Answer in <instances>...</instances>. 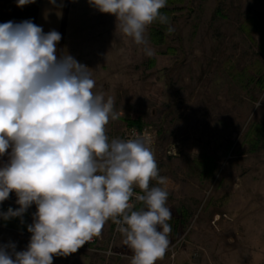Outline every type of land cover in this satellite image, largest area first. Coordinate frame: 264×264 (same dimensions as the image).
Segmentation results:
<instances>
[{
    "label": "rangeland",
    "instance_id": "rangeland-1",
    "mask_svg": "<svg viewBox=\"0 0 264 264\" xmlns=\"http://www.w3.org/2000/svg\"><path fill=\"white\" fill-rule=\"evenodd\" d=\"M160 11L174 32L148 27L152 57L98 10L70 51L89 68L93 91L114 100L109 142L131 121L156 133L166 182L149 187L168 192L172 214L169 248L156 264H264V0H167ZM133 192V210L144 208L135 198L142 190ZM0 233V245L16 251L30 241ZM95 237L98 245L53 264H130L132 250L111 219Z\"/></svg>",
    "mask_w": 264,
    "mask_h": 264
},
{
    "label": "clouds",
    "instance_id": "clouds-1",
    "mask_svg": "<svg viewBox=\"0 0 264 264\" xmlns=\"http://www.w3.org/2000/svg\"><path fill=\"white\" fill-rule=\"evenodd\" d=\"M36 0H17V7ZM56 5V0H50ZM101 13L116 18V28L146 56L147 29L169 25L160 10L167 0H89ZM61 34L45 33L25 20L0 23V203L15 192V210L0 212L8 221L21 218L35 204L30 241L23 251L15 243L0 245V264H53L99 236L108 220L118 225L133 255L130 264H156L169 248L171 211L168 192L149 187L164 184L150 142L106 135L115 120L114 100L95 93L89 68L71 55H57ZM261 102H257L259 108ZM144 205L133 210V187Z\"/></svg>",
    "mask_w": 264,
    "mask_h": 264
},
{
    "label": "crops",
    "instance_id": "crops-1",
    "mask_svg": "<svg viewBox=\"0 0 264 264\" xmlns=\"http://www.w3.org/2000/svg\"><path fill=\"white\" fill-rule=\"evenodd\" d=\"M95 8L89 4V0H56V5L50 0H36L35 3L17 7V0H0V23L13 21L20 23L25 20H32L41 26L45 33L56 30L61 34V40L57 44V55H71L70 51L82 42L88 32H90ZM122 111V110H121ZM7 155L0 157V166L7 162ZM15 192L10 193L7 200L0 203L4 212L9 207L14 210L19 207L16 204ZM36 211L33 204L21 218H12L7 221L8 228H27L32 221V214ZM24 227V228H23ZM3 234L0 233V239Z\"/></svg>",
    "mask_w": 264,
    "mask_h": 264
},
{
    "label": "built area",
    "instance_id": "built-area-1",
    "mask_svg": "<svg viewBox=\"0 0 264 264\" xmlns=\"http://www.w3.org/2000/svg\"><path fill=\"white\" fill-rule=\"evenodd\" d=\"M135 136H140L143 137L145 140L150 142V147L154 152L155 155V159L157 162L158 159V150H157V142H156V133L153 131V129L151 127H141V128H136L133 126H126L125 129L121 132L120 134V139L121 140H127L130 138H134ZM130 202L133 204L134 206V202L133 200H130ZM0 212H4L3 209L0 207ZM3 218H0V229H9V230H13L18 232L19 234H22L24 236L30 237L31 233H29L28 231L22 230V229H13V228H8L5 227L2 224ZM100 238L99 237H93L90 241H88L87 243H85V246H83L81 249L85 250V249H89L90 246H95L98 245ZM92 251H95L93 248L90 249ZM109 256H120V254H115V252L111 251V249L109 248L108 251L106 252Z\"/></svg>",
    "mask_w": 264,
    "mask_h": 264
},
{
    "label": "trees",
    "instance_id": "trees-1",
    "mask_svg": "<svg viewBox=\"0 0 264 264\" xmlns=\"http://www.w3.org/2000/svg\"><path fill=\"white\" fill-rule=\"evenodd\" d=\"M172 1V0H171ZM129 125L130 126H133V127H136V128H141V125H140V123L139 122H136V121H131V122H129ZM138 209V208H137ZM2 224H4L5 226H8L7 225V221H2ZM16 229H20V227L19 226H16L15 227Z\"/></svg>",
    "mask_w": 264,
    "mask_h": 264
},
{
    "label": "bare ground",
    "instance_id": "bare-ground-1",
    "mask_svg": "<svg viewBox=\"0 0 264 264\" xmlns=\"http://www.w3.org/2000/svg\"><path fill=\"white\" fill-rule=\"evenodd\" d=\"M217 219H218V217L215 220H217Z\"/></svg>",
    "mask_w": 264,
    "mask_h": 264
}]
</instances>
